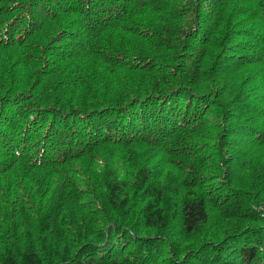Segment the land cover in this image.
Here are the masks:
<instances>
[{"label": "trees", "instance_id": "1", "mask_svg": "<svg viewBox=\"0 0 264 264\" xmlns=\"http://www.w3.org/2000/svg\"><path fill=\"white\" fill-rule=\"evenodd\" d=\"M0 264H264V0H0Z\"/></svg>", "mask_w": 264, "mask_h": 264}]
</instances>
